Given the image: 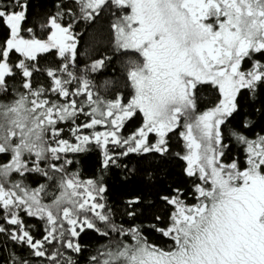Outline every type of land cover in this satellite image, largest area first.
Wrapping results in <instances>:
<instances>
[{
	"label": "snow or ice",
	"instance_id": "1",
	"mask_svg": "<svg viewBox=\"0 0 264 264\" xmlns=\"http://www.w3.org/2000/svg\"><path fill=\"white\" fill-rule=\"evenodd\" d=\"M0 264H264V0H0Z\"/></svg>",
	"mask_w": 264,
	"mask_h": 264
}]
</instances>
